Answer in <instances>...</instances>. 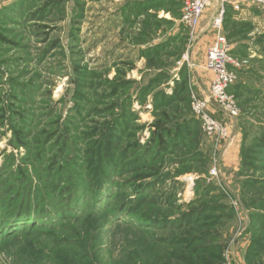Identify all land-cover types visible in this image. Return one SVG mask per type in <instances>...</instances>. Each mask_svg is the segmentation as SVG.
Returning a JSON list of instances; mask_svg holds the SVG:
<instances>
[{
	"label": "rangeland",
	"instance_id": "374dc122",
	"mask_svg": "<svg viewBox=\"0 0 264 264\" xmlns=\"http://www.w3.org/2000/svg\"><path fill=\"white\" fill-rule=\"evenodd\" d=\"M238 2L239 113L208 105L223 141L192 111L219 3L193 31L183 0H0V217L39 220L0 240V264H264V0ZM205 205L189 228L138 226Z\"/></svg>",
	"mask_w": 264,
	"mask_h": 264
},
{
	"label": "built area",
	"instance_id": "2783aa9c",
	"mask_svg": "<svg viewBox=\"0 0 264 264\" xmlns=\"http://www.w3.org/2000/svg\"><path fill=\"white\" fill-rule=\"evenodd\" d=\"M239 0H183V13L181 20L193 31H195L202 21L206 9L219 3L220 7L214 16L213 26L216 29L217 37L208 48L205 65L212 71V83L209 87L208 97L205 99L194 98L192 101V111L200 121L205 133L216 140L227 141L230 139L228 127L220 120L214 118L208 111L210 100L228 114L237 115L239 113L236 96L230 91L231 85L236 81V74L231 65H236V58L232 53L227 37L223 34L224 16L227 6L232 5L235 10L241 8ZM217 175L216 169L210 171Z\"/></svg>",
	"mask_w": 264,
	"mask_h": 264
},
{
	"label": "trees",
	"instance_id": "16d2710c",
	"mask_svg": "<svg viewBox=\"0 0 264 264\" xmlns=\"http://www.w3.org/2000/svg\"><path fill=\"white\" fill-rule=\"evenodd\" d=\"M190 122H191V120H188L182 126L183 130L185 132L190 131V127H191L189 124ZM143 160H144V158H143ZM184 161H185V159H184ZM184 161H181V163ZM144 162H145V160L142 163H144ZM110 164H111V162H110ZM112 166H114V165H112ZM96 192H97V190H96ZM195 201L196 200H193L192 202H190V204L195 202ZM217 208H218V206H216L215 209H217ZM209 209H214V207L211 205H209V206L205 205L203 208H197V209L194 208V209L189 210V212H187V213H183V215H180L178 217H173V218H161L158 220H156V219L150 220V219L144 218V219H142V221L143 220L144 221L139 222L138 226H139V228L144 227V229H153V230L158 229V228L165 229V228H174V227H176V228H189L193 225H198V222H200V216L204 212L208 211ZM100 210H101V208L99 207L96 209V211H93V212L96 213ZM128 214L136 216L134 214L133 210L128 212ZM117 215H119V213H117ZM9 217H10V219L8 217H6L4 219L0 217V240H4V238H7V236L12 234V233L14 234L15 230L16 231H23L27 227L33 228L36 226V223L39 222L38 218H36V213H32V212L31 213H24V214H22L21 212L19 214H10ZM253 218H254V227L256 229H264V213L253 214ZM76 219H77V217H76ZM2 220H3V222H2ZM51 220H53V219H51ZM175 242L186 243V242H189V240L183 238V239H178ZM254 244L251 247L253 253H256L259 249H262V248L264 249V246L261 242H254ZM193 250L196 252L199 251L198 248H194ZM200 251H205V248L201 249Z\"/></svg>",
	"mask_w": 264,
	"mask_h": 264
},
{
	"label": "crops",
	"instance_id": "0c3cea01",
	"mask_svg": "<svg viewBox=\"0 0 264 264\" xmlns=\"http://www.w3.org/2000/svg\"><path fill=\"white\" fill-rule=\"evenodd\" d=\"M242 11H243V9H241ZM233 11H236L235 9L233 10V6L232 5H229V7H228V9H227V12H226V14H225V20H224V22L226 23V21L228 20V18H230V19H232L233 18ZM224 23V24H225ZM223 24V25H224ZM225 26V25H224ZM224 26H223V28H224ZM224 33V32H223ZM234 143H231L230 145H229V148H228V150L227 151H230L231 150V146L233 145ZM233 150V149H232Z\"/></svg>",
	"mask_w": 264,
	"mask_h": 264
}]
</instances>
